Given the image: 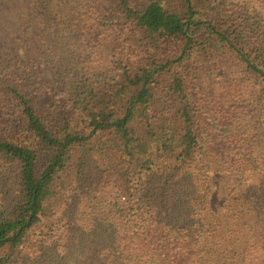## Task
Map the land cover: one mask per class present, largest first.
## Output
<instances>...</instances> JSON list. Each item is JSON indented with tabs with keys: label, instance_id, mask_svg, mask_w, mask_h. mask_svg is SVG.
<instances>
[{
	"label": "trees",
	"instance_id": "16d2710c",
	"mask_svg": "<svg viewBox=\"0 0 264 264\" xmlns=\"http://www.w3.org/2000/svg\"><path fill=\"white\" fill-rule=\"evenodd\" d=\"M255 1L0 0V264H264Z\"/></svg>",
	"mask_w": 264,
	"mask_h": 264
},
{
	"label": "rangeland",
	"instance_id": "374dc122",
	"mask_svg": "<svg viewBox=\"0 0 264 264\" xmlns=\"http://www.w3.org/2000/svg\"><path fill=\"white\" fill-rule=\"evenodd\" d=\"M249 2L254 6V7H259V8H262V5L260 2L258 1H255V0H249ZM34 48V44L33 43H29V45H26L22 48V54H26L27 52H30V51H34L35 50L33 49ZM98 57L101 59V60H104L108 57V53L107 51L104 49V48H100L98 50ZM38 60H39V67H40V70H41V73H42V76L45 80L48 81L50 87L52 89H58L59 86L61 85L60 84V80L57 78L56 74L53 72V70L51 69V67L45 63V61L43 60V58L41 56L38 55ZM217 70V69H216ZM221 78V74H220V70H218V74H217V80L219 82ZM214 179H213V182L215 184H217V178L216 175H213Z\"/></svg>",
	"mask_w": 264,
	"mask_h": 264
}]
</instances>
